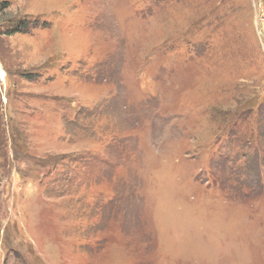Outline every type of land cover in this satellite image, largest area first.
Instances as JSON below:
<instances>
[{
	"label": "rangeland",
	"instance_id": "rangeland-1",
	"mask_svg": "<svg viewBox=\"0 0 264 264\" xmlns=\"http://www.w3.org/2000/svg\"><path fill=\"white\" fill-rule=\"evenodd\" d=\"M0 264H264V0H0Z\"/></svg>",
	"mask_w": 264,
	"mask_h": 264
},
{
	"label": "trees",
	"instance_id": "trees-1",
	"mask_svg": "<svg viewBox=\"0 0 264 264\" xmlns=\"http://www.w3.org/2000/svg\"><path fill=\"white\" fill-rule=\"evenodd\" d=\"M15 21V20H14ZM14 21H12V23L14 24H11L10 26V30H9V32L10 33H17V32H24V31H26V27L24 26V22L23 21H21V24H22V27L19 25V21L18 22H16V23H14Z\"/></svg>",
	"mask_w": 264,
	"mask_h": 264
},
{
	"label": "bare ground",
	"instance_id": "bare-ground-1",
	"mask_svg": "<svg viewBox=\"0 0 264 264\" xmlns=\"http://www.w3.org/2000/svg\"><path fill=\"white\" fill-rule=\"evenodd\" d=\"M3 74V73H2Z\"/></svg>",
	"mask_w": 264,
	"mask_h": 264
}]
</instances>
